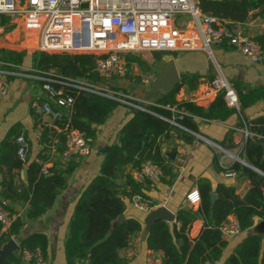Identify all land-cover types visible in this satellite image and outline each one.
Instances as JSON below:
<instances>
[{
	"label": "trees",
	"instance_id": "1",
	"mask_svg": "<svg viewBox=\"0 0 264 264\" xmlns=\"http://www.w3.org/2000/svg\"><path fill=\"white\" fill-rule=\"evenodd\" d=\"M196 1L201 13L237 23L244 22L250 11L263 4L261 1L255 3L250 0ZM10 24L11 17L0 15V29L11 31ZM256 41L264 49V36L258 37ZM163 54L167 53L154 52V61L160 62ZM97 58L90 54L44 52L32 56L35 70L62 78L70 74L76 80L93 78ZM125 60L128 68L136 63L144 73L149 69L134 54H127ZM0 61L23 67L25 55L0 49ZM198 79L197 75H183L180 84L169 95L159 96L153 102L154 105L148 107L151 113L133 111L122 125L116 142L104 151L99 174L77 199L64 242L66 264H127V260L119 253L128 248L132 237L141 232L142 226L136 218L125 215L126 201L131 202L133 197L138 196L151 208L155 206L144 193V184L152 183L148 180L137 182L132 174L140 171L144 163L151 162L162 171L159 184L173 186L179 173L176 164L163 155L162 145L171 138L185 144L192 143L195 140L192 134L200 135L196 120L224 123L234 115H241L242 123L239 127L246 126L255 138L245 142L239 155L247 166L234 162L229 168L237 176L248 180L249 189L240 197L235 187L219 184L214 191L217 198L212 204L210 185L200 181L198 209L178 210L171 227L165 222L155 223L146 237L147 250L160 253L163 264H217L228 246L219 232L220 225L228 216L236 217L242 233L252 228L255 219L264 220V154L257 144L261 127L264 126V117L251 121L243 117L245 110L264 102V87L245 89L239 83L233 84L238 109L227 106L220 94L207 108L188 100L177 102L175 96L181 88L185 85L194 88ZM52 85L61 87L57 83ZM63 89L73 98V103L67 111H63L59 121L51 122V126L60 132L49 126L43 128L37 139L39 150L34 159L31 160L29 155L23 162L17 157L16 139L22 135L18 124L12 126L0 142V206L12 214H17L14 205L24 209L23 213L17 214L18 218L8 231L0 236V245L18 236L26 223L37 220L49 211L58 195L67 188V178L78 167L77 160L64 161L61 158L67 130L85 132L93 140L95 126L104 124L119 106L102 97H86L70 87ZM122 92L127 94L126 91ZM167 105L184 116L176 117V114L164 108ZM29 113L34 117L36 126L42 122L34 108H30ZM173 120L181 128L171 124ZM24 137L31 148L27 135L24 134ZM218 158V155L214 156L213 164L220 171ZM49 163L51 166L47 167ZM23 168H27L26 181L21 178ZM43 168H46L47 174L43 173ZM120 216L123 221L116 224ZM199 220L201 226L197 234L190 237L193 224ZM47 246L45 235H30L21 240L19 252L10 255L3 264H20L21 252L24 250L38 249L45 255ZM222 264H264L263 240L258 236L243 237Z\"/></svg>",
	"mask_w": 264,
	"mask_h": 264
},
{
	"label": "built area",
	"instance_id": "2",
	"mask_svg": "<svg viewBox=\"0 0 264 264\" xmlns=\"http://www.w3.org/2000/svg\"><path fill=\"white\" fill-rule=\"evenodd\" d=\"M0 15L9 16L11 20H20L27 36L35 35L40 52L90 54L99 57L95 62L93 78L82 80L62 78L53 73H41L33 67H18L0 61V99L5 97L11 79L22 78L39 84L44 100L37 111L47 117L50 124L41 122L36 126L37 139L45 126L60 132L55 126H51V122L59 121L63 111H67L73 103V98L63 87L75 89L84 96H98L116 102L132 112L151 113L148 107L154 105L153 102L135 99L124 94L119 87H114L115 83L125 81L129 73L123 55L169 53L195 48L210 54L212 46L227 45L238 51L251 64L260 63L264 56V49L245 33L240 23L219 20L201 13L196 0H0ZM177 17H187L192 31L187 34L177 32L171 24ZM95 74L97 79H94ZM155 76H143L141 84L150 83ZM52 83L61 87L56 88ZM209 88L222 95L227 106L238 109L237 93L221 74L209 82ZM164 108L176 114L178 118L184 116L168 105ZM170 122L179 127L174 120ZM242 134L239 155L245 142L255 138L246 126L243 127ZM92 142V138L85 132L67 130L61 158L70 161L89 156ZM210 144L219 156L218 166L223 177L235 179L237 173L229 166L234 162L242 165L245 162L220 145ZM16 145L17 157L25 162L31 152L29 143L20 135L16 139ZM43 173L47 174L46 168H43ZM132 176L137 182L148 180L152 184H158L162 171L155 164L146 162L141 170L133 172ZM185 200L190 207L198 206L200 194L197 190H192ZM131 204L142 213L152 210L148 203L141 201L138 196L132 198ZM16 217V214L0 206L1 231L8 230ZM219 232L225 241L237 239L243 234L233 215L228 216L220 225ZM20 259V264H51L38 249L24 250ZM144 264H163L162 255L148 251Z\"/></svg>",
	"mask_w": 264,
	"mask_h": 264
},
{
	"label": "crops",
	"instance_id": "3",
	"mask_svg": "<svg viewBox=\"0 0 264 264\" xmlns=\"http://www.w3.org/2000/svg\"><path fill=\"white\" fill-rule=\"evenodd\" d=\"M250 1L255 3L261 1L263 4L250 11L246 20L240 24L245 33L256 40L258 37L264 36V0ZM185 20H188V18ZM171 24L172 27L181 34H187L192 31V25L189 20L186 23H182L175 18L172 20ZM183 25H187L188 27ZM189 25H191L190 28ZM29 40L26 43L27 47H34L32 41ZM150 55L153 58L152 63H146L145 61L146 66L148 68L153 66L154 69L158 67L159 69L156 73L152 70L149 72L150 70L148 69L149 71L145 72L144 76L147 74L157 75L164 65V55H170L174 59L181 77L183 75H197L199 77L197 85H195L194 88H189L187 85L181 88L179 93L175 96L177 102L188 100L199 107L207 108L218 95L209 88V82L216 75L220 74L225 77L232 86L233 84L239 83L245 89L255 86L264 87V56L260 63L251 64L238 51L227 45L212 46L210 54L199 48L169 52L163 54L161 61L158 63L154 61V52ZM132 65L134 66L135 64L132 63ZM24 67H33L32 56L24 63ZM135 70L137 74L138 69ZM69 77H71V75ZM125 81L119 84L120 89L126 91L135 99L141 100L144 98L143 90L145 85L140 83L141 86L139 91L134 93L132 92L133 90H126L128 89V85ZM43 100L44 97L41 93L39 84L35 81L22 78L11 79L5 97L0 99V142L5 138L9 129L15 124H18L21 127L22 135L24 136V134H26L27 139L31 142V160L36 157L39 147L35 135V120L29 113V110L30 108H34L40 120L46 125H49L50 120L40 115L37 111V108L41 105ZM124 107L125 106L119 105L104 124L95 126V138L92 142L91 153L89 156L77 160L78 167L72 175L67 178V188L58 195L53 207L37 220L26 223L20 234L16 237H12L10 240H13L19 245L21 240L30 235L43 234L46 236L48 243L45 254L48 261L51 264H66L64 242L68 232V222L73 214L80 193L99 174L104 151L108 146L116 142L120 128L132 115V112L129 110L127 111V109H125L126 107ZM243 117L247 121H251L258 117H264V102H259L253 107L245 110ZM196 122L200 135H192L195 137L192 143L185 144L176 138H171L162 145L161 150L163 155L176 164L179 175L175 184L170 187L160 185L159 183L144 184V193L155 204L152 210L157 207L165 206L174 214L183 208H190L192 211H196L199 205L190 207L185 198L190 191H198L200 181H205L210 185L212 194H215V188L219 184L235 187L237 190L236 193L240 197H243L248 191L250 186L248 180L240 176H237L233 180L225 179L221 171L215 168L213 158L218 154L210 144H221L225 150L233 155H238L240 158L239 149L243 141L242 130L244 127H239L242 123L241 115H234L224 123H208L202 120H196ZM46 166H51V164L49 163ZM21 178L25 181L23 178V171L21 172ZM13 207L18 215L24 212V209L20 205H14ZM146 214L147 213L137 211L132 207L131 202L126 201L125 215L136 218L140 221L142 226L141 232L132 237L128 248L119 253L121 257L127 260V264H144L145 262L148 250L146 248L147 236L144 237L143 235V220ZM17 218L18 216L16 219ZM259 221L261 220L255 219L253 226ZM173 223L168 224L171 227ZM200 226V220L193 224L190 237H194L197 234ZM7 231L8 230L0 231V236ZM244 235L245 233L237 239L226 240L228 246L223 251L222 257L217 264H222L225 261L235 245ZM5 243L1 244L0 248Z\"/></svg>",
	"mask_w": 264,
	"mask_h": 264
},
{
	"label": "water",
	"instance_id": "4",
	"mask_svg": "<svg viewBox=\"0 0 264 264\" xmlns=\"http://www.w3.org/2000/svg\"><path fill=\"white\" fill-rule=\"evenodd\" d=\"M70 76V74H68ZM97 79V75H94ZM181 75L178 73L174 59L171 56L164 57V65L159 73L155 76L153 81L146 84L144 87V98L141 99L145 102H151L156 95L166 96L169 95L175 86L180 84ZM115 88L119 87V83H115ZM89 97V96H86ZM258 146L263 150L264 154V126L261 127V134L258 139ZM247 166L246 163H243ZM258 172V171H256ZM27 168H23V178L26 181ZM217 196L211 194V203L213 204ZM123 221V217H118L116 224ZM175 221V214L168 210L165 206L157 207L149 211L143 220V235L146 237L152 226L157 222L173 223ZM258 236L264 240V220L259 221L255 226L246 231L244 237ZM19 252V245L13 240H9L0 248V264L13 253Z\"/></svg>",
	"mask_w": 264,
	"mask_h": 264
},
{
	"label": "rangeland",
	"instance_id": "5",
	"mask_svg": "<svg viewBox=\"0 0 264 264\" xmlns=\"http://www.w3.org/2000/svg\"><path fill=\"white\" fill-rule=\"evenodd\" d=\"M185 19H187V18H185V17H177L176 18V20H178L179 22H182V23L188 22V20H185ZM10 26H11L10 28H12L11 31L0 29V49L12 51V52H17V53H24L25 63H26L28 61V58H30L35 53H38L40 51L37 48V45H35L32 48L27 47L26 43L29 40L27 38H30V36H27L26 32L22 29V27H21L22 22L20 20L12 19ZM183 26L188 27L187 25H183ZM29 41H32V40H29ZM51 54H54V53H51ZM150 54L151 53H140V54H134V55L140 61H143V62L146 61V63H152L153 58L151 57ZM126 55H123L124 59H125ZM129 55H131V54H129ZM132 56H130V57H132ZM165 56H170V55H164V57ZM134 64H135L134 66L132 64L129 66V68H130L129 73L130 74L127 78L128 80L125 79V80H127L125 82L128 85L127 86L128 89H126V90H131V91L133 90L132 92L137 93L139 91L140 86H141V84H140L141 82L138 81L137 79H140L142 76H144V72H142L139 69L140 67L136 63H134ZM135 69H138L137 74H136L137 71ZM158 69H159L158 67H156L154 69V67L151 66V68H149L150 71L149 70L148 71L151 72V70H152V71H155V73H156L158 71ZM158 98H159V95H156L154 97L153 101L157 100ZM125 109H127V111L129 110L128 108H125ZM129 111H131V110H129Z\"/></svg>",
	"mask_w": 264,
	"mask_h": 264
},
{
	"label": "bare ground",
	"instance_id": "6",
	"mask_svg": "<svg viewBox=\"0 0 264 264\" xmlns=\"http://www.w3.org/2000/svg\"><path fill=\"white\" fill-rule=\"evenodd\" d=\"M191 27V25H189V28ZM35 37V35L33 36V35H30V40H32V43H33V45L35 46L36 45V37ZM29 39V38H28ZM29 48H32L31 46H29Z\"/></svg>",
	"mask_w": 264,
	"mask_h": 264
}]
</instances>
